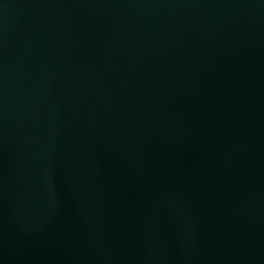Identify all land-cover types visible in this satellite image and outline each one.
I'll return each instance as SVG.
<instances>
[{
  "label": "water",
  "instance_id": "1",
  "mask_svg": "<svg viewBox=\"0 0 264 264\" xmlns=\"http://www.w3.org/2000/svg\"><path fill=\"white\" fill-rule=\"evenodd\" d=\"M0 264H264V0H0Z\"/></svg>",
  "mask_w": 264,
  "mask_h": 264
}]
</instances>
